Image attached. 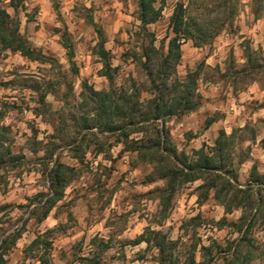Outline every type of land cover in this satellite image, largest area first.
Wrapping results in <instances>:
<instances>
[{"label": "rangeland", "instance_id": "1", "mask_svg": "<svg viewBox=\"0 0 264 264\" xmlns=\"http://www.w3.org/2000/svg\"><path fill=\"white\" fill-rule=\"evenodd\" d=\"M189 1L193 2L190 15L216 27L223 22L224 3L235 12L209 44L181 45L175 75L183 79L188 72H199L198 107L167 119L163 124L166 145L192 161L195 151L213 146L224 130L233 141L227 166L237 176V184L243 188L251 174H264L262 78L232 75L246 68L250 52H255L253 62L264 59L263 0H156L160 18L146 31L140 28L135 0H27L19 11V33L47 59L32 61L10 51L0 56V126L7 129L5 143L19 158L14 167L0 171V240L22 231L4 256L6 264H41L38 256L43 251L28 255L23 250L48 229L55 230L47 238L52 245L45 255L49 264H90L91 260L157 264L154 248L133 244L139 235L149 236V230L178 240L174 254L180 263L196 246L200 264L209 260V264H225L226 251L239 242L236 264H264L262 212L245 211L251 226L236 231L229 222H236L242 211L225 214L220 199L201 187V180L179 185L169 204L163 205L158 190L165 181L124 146L118 132L102 133L99 126L81 130L78 123L91 110V105L81 104L82 84L96 91L109 88L95 53L96 30L102 33L112 67L117 68L115 86L129 94L137 91L146 99L149 81L139 63L141 46L148 44L151 35L155 46L166 44L172 36L169 23L176 4ZM209 119L215 122L205 129ZM53 127L62 129L59 134L65 142L54 139ZM82 136L80 150L85 155L74 159L73 145L68 144ZM141 137L131 133L129 140ZM55 160L72 167L76 176L48 217L38 223L30 211L48 193L47 174ZM222 220L221 226L216 224ZM202 246L208 251H202Z\"/></svg>", "mask_w": 264, "mask_h": 264}, {"label": "trees", "instance_id": "2", "mask_svg": "<svg viewBox=\"0 0 264 264\" xmlns=\"http://www.w3.org/2000/svg\"><path fill=\"white\" fill-rule=\"evenodd\" d=\"M26 1L0 0V56L10 51L19 53L32 61L45 62L46 56L19 33V11L24 8ZM135 1L140 28L146 31L148 25L160 18L161 9L155 7L156 0ZM191 5H193L192 1H189L187 5L176 4L169 23L172 36L166 44L162 42L159 47L155 46L156 38L151 35L152 39L148 44L141 46L139 63L149 81L147 90L149 97L146 99H141L137 91L129 94L124 88L115 86L117 68L112 67L109 51L104 47L105 40L102 33L96 30L99 42L96 44L95 53L102 64L101 75L106 78L109 88L96 91L86 83L82 84L80 101L84 106L91 105L89 111L91 116L88 112L87 116L78 119V123H80L81 130L99 126L102 133L118 132L120 139H123L124 146L128 147L129 151H135L140 161L153 166V173L158 175V179L165 181L164 187L158 190L163 205L169 204L179 185L201 180L203 182L201 187H205L207 191L212 190L216 199H220L225 214L232 213L234 209L242 211L236 222H229L230 226L241 232L244 225L247 229L251 226L250 221L246 223L245 211L264 214V195L262 194L264 174H251L248 183L243 188L237 184V176L232 174L230 167L227 166L233 147L231 134L227 135L224 130H220L213 146L207 150L202 147L195 151L196 158L192 161L185 153H177L175 149L166 145L167 131L163 124L167 119L187 115L198 107L199 95L196 89L199 72L197 70L188 72L183 79L175 75L176 67L181 59V45L187 41L191 42L194 47L209 44L212 37L224 27L225 22L232 21L235 12L232 6L224 3L223 22L216 27L215 23L190 15L188 8ZM254 53L250 52L247 55L246 68L235 71L232 75L234 79L241 75L260 76L264 86V59H260V64L253 62L256 59L252 56ZM72 57L73 52L70 50L68 52L70 62ZM40 101L43 102L42 99ZM90 121L92 122L89 124ZM214 121V119L207 120L204 128L207 129ZM53 130L54 139L65 142V138L59 134L62 129L53 127ZM131 133L141 134L142 137L139 140H129ZM5 135H7V129L0 126V171L9 166L14 167L19 161L18 156L12 154L10 146L5 143ZM83 139V136L80 141L75 138L68 144L73 145L71 151L74 159H80L85 155L80 150ZM260 145L264 149V137L260 140ZM75 176L76 173L72 167L57 160L53 162L47 174L48 193L30 211V215L33 213L38 223L48 217ZM223 221L225 220L216 224L221 226ZM54 231V229H48L43 234L37 235L23 252L31 255L43 251L38 256V260L41 264H49V256L45 255L49 254L52 245L47 238ZM21 234L22 231H14L0 240V264H6L4 256L15 246ZM148 235H139L133 244L145 243L147 248H154L157 264H200L195 258L196 246L189 250L185 260L180 263L174 254L178 247V240H171L159 231L149 230ZM239 245L238 242L232 245L233 250L230 246L226 251L228 256L225 257V264H236L240 260L237 252ZM201 249L208 251V248L204 246ZM209 262L210 260L207 264ZM97 263L96 260L90 261V264Z\"/></svg>", "mask_w": 264, "mask_h": 264}, {"label": "crops", "instance_id": "3", "mask_svg": "<svg viewBox=\"0 0 264 264\" xmlns=\"http://www.w3.org/2000/svg\"><path fill=\"white\" fill-rule=\"evenodd\" d=\"M215 122V121H214ZM226 133V132H225ZM227 134V133H226ZM228 135V134H227ZM7 261V260H6Z\"/></svg>", "mask_w": 264, "mask_h": 264}]
</instances>
